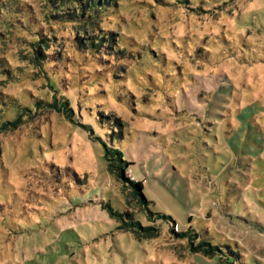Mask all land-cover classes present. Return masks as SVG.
Listing matches in <instances>:
<instances>
[{
  "label": "rangeland",
  "instance_id": "rangeland-1",
  "mask_svg": "<svg viewBox=\"0 0 264 264\" xmlns=\"http://www.w3.org/2000/svg\"><path fill=\"white\" fill-rule=\"evenodd\" d=\"M110 3L67 21L49 0H0V264H218L200 240L264 264V0ZM83 119L150 209L198 237L120 228L106 203L145 208Z\"/></svg>",
  "mask_w": 264,
  "mask_h": 264
},
{
  "label": "trees",
  "instance_id": "trees-1",
  "mask_svg": "<svg viewBox=\"0 0 264 264\" xmlns=\"http://www.w3.org/2000/svg\"><path fill=\"white\" fill-rule=\"evenodd\" d=\"M180 1L183 4L190 6L189 3L190 0H180ZM49 2L52 8L59 6L64 9V13H59V14L54 13L53 15L64 17L65 18L64 20L67 21L76 20V19L78 20L80 18L92 19L94 18L96 13L100 12L101 10H107V9L110 10L111 6H113L112 3H110V0H49ZM73 2H78V8H76L73 5L74 4ZM102 38L104 40L107 39V37H102ZM47 40L48 38L43 37L39 42L44 44L47 42ZM46 44L48 45L49 43ZM95 44L97 43L94 40H89L88 43L84 42L82 45L89 47L90 45L98 46ZM35 53H36V61L38 62L39 59L46 57V55L43 53L40 47L35 48ZM63 99H64L63 101L62 100L57 101V98L55 97L54 103H52V107L56 108L59 112H62L69 120H73L74 116L72 113L74 107L72 105L71 107L69 106V101H68L69 97L68 98L63 97ZM75 122L81 126L88 128L89 131L91 132L90 136H95V139L101 141L104 148L103 158L107 163V169L111 171L113 174L117 175L120 178V180L128 181L131 183L133 187L132 194L138 197L140 203L145 208L146 213L140 216L138 219H136L135 217H133L131 212H125V211L122 212V211L114 210V208L110 203H106L104 207L108 208L112 212V214L118 217L122 222L120 228H122L124 231L132 232L133 235L138 240L153 239L159 237L161 235V230L163 229L162 226H159L157 224V221H166L167 223L170 224L169 227L176 235H178L179 238L189 237V239H192L193 236L198 237V235H196L197 233L191 231H178V230L176 231L175 229L172 228V226L176 224L175 219L170 214L163 212H154L152 209H150L149 200L146 197L143 190L144 188L143 182L139 180L134 181L133 179L126 177L128 176V167L131 164V162L125 159L122 150L117 146L110 144L108 139H106V141L103 140L102 135L98 133L96 130H94L95 129L94 127L92 128L91 125L86 124L84 122V119L83 122L80 121H75ZM191 249L195 254H201L210 259L217 258L218 264H236L231 259V256L221 245L213 244L209 240H200L198 241L197 244L193 242L191 243Z\"/></svg>",
  "mask_w": 264,
  "mask_h": 264
}]
</instances>
